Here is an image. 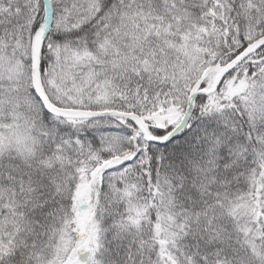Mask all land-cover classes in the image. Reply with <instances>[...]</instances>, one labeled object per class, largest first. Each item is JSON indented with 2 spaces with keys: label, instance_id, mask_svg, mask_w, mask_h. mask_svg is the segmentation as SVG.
Masks as SVG:
<instances>
[{
  "label": "snow or ice",
  "instance_id": "6c2138e0",
  "mask_svg": "<svg viewBox=\"0 0 264 264\" xmlns=\"http://www.w3.org/2000/svg\"><path fill=\"white\" fill-rule=\"evenodd\" d=\"M0 264H264V0H0Z\"/></svg>",
  "mask_w": 264,
  "mask_h": 264
}]
</instances>
